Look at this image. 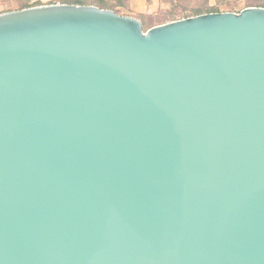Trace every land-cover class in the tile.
Masks as SVG:
<instances>
[{"label":"water","instance_id":"1","mask_svg":"<svg viewBox=\"0 0 264 264\" xmlns=\"http://www.w3.org/2000/svg\"><path fill=\"white\" fill-rule=\"evenodd\" d=\"M0 264H264V6L0 14Z\"/></svg>","mask_w":264,"mask_h":264},{"label":"rangeland","instance_id":"2","mask_svg":"<svg viewBox=\"0 0 264 264\" xmlns=\"http://www.w3.org/2000/svg\"><path fill=\"white\" fill-rule=\"evenodd\" d=\"M20 0H0V14L18 10ZM36 1V0H31ZM38 1V0H37ZM40 4H49V3H66V0H39ZM213 3V0H209ZM231 6L234 5L233 12H238L242 8H244L245 0H228ZM89 3L85 4H93L90 3L92 0H87ZM196 1L190 2H182L175 6L174 11L178 13L175 19L166 18L161 23L158 22L157 18H162L164 15H167L171 10H173V5L165 0H129L126 6L118 8V13L122 15L132 16L141 20L153 19V24L158 25L162 23H166L169 21L181 19L182 13H188L191 6L195 5ZM95 5V4H93ZM223 9V8H222ZM231 11V10H224ZM153 25V26H154ZM146 30L145 27H143Z\"/></svg>","mask_w":264,"mask_h":264},{"label":"trees","instance_id":"3","mask_svg":"<svg viewBox=\"0 0 264 264\" xmlns=\"http://www.w3.org/2000/svg\"><path fill=\"white\" fill-rule=\"evenodd\" d=\"M173 5V10H171L167 15H164L162 18H157L158 22L161 23L166 18L175 19L178 15L174 11L176 5L181 4L182 2H190L192 0H165ZM196 1V4L191 6L188 13H182L181 17H188L192 15H197L205 12H217V11H224V10H231L233 11L234 5L231 6L228 0H213L211 3L209 0H193ZM66 3H76V4H85L89 3L87 0H66ZM129 0H92V2L100 8H107L112 9L118 13V8L124 7L127 5ZM40 4V1H31V0H20L19 1V9L26 8L29 6H34ZM246 6H264V0H245L244 7ZM223 8V9H222ZM143 27L146 29L152 27L153 19L148 20H141Z\"/></svg>","mask_w":264,"mask_h":264}]
</instances>
